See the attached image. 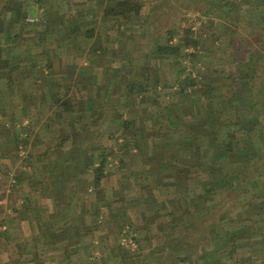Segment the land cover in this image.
<instances>
[{"label":"trees","instance_id":"obj_1","mask_svg":"<svg viewBox=\"0 0 264 264\" xmlns=\"http://www.w3.org/2000/svg\"><path fill=\"white\" fill-rule=\"evenodd\" d=\"M107 1L104 7L107 28L119 19L123 23L140 22L142 0ZM210 1L222 12L242 15L264 38V14L241 9V0ZM28 5L24 0H0L1 94L6 92L8 84H15V75L23 72L22 66L10 61L11 51L7 46L18 40L13 31L15 25L24 28L30 24L26 17L34 14ZM48 14L44 10L42 18H48ZM59 21L63 24L62 19ZM70 23L68 27L74 35L79 28ZM94 30L87 29L86 36L93 37ZM166 34L165 42L159 43L154 51L165 65L158 69L156 77L146 71L143 77L129 78L125 87L116 81V88L108 95V99L117 96L120 88L125 94L124 108L130 106L132 99L140 104L152 100L149 103L153 129L160 135L158 141L164 142L171 152L167 162L176 167L171 179L166 180L170 183L166 191L170 194L178 185L187 190L177 203L171 198L161 201L164 213L170 215L169 226L178 229L179 234L165 238L154 252L173 256L177 264H264V100L257 99L247 87L249 81L254 89L261 85L260 90L264 91V69H259L262 61L256 60V67L245 78L238 71H229L220 73V80H214L211 72L218 70H211L209 66L201 78L200 41L192 26L182 34L169 28ZM101 48L104 50V45ZM32 66H37V60ZM113 77L118 76L115 73ZM21 88L17 85L18 90ZM66 105L63 102L60 106ZM93 105L90 110L94 109ZM120 131L115 142L101 145L95 151L92 141L82 139L44 166L48 174L44 176V183H40V190L52 199L54 215L43 222L41 210L37 212L48 235L57 232L60 236L68 225L93 226L101 215V208L109 207L99 192L93 200V189L97 191L102 186L109 159L119 158L123 164L134 149L144 150L135 121L122 116ZM128 131L134 133L133 138ZM64 143L66 139L45 146L38 155L29 151L28 158L36 156L39 161L57 149L62 150ZM90 170L93 182H89ZM33 173L28 177L33 178ZM31 205L29 201L28 206ZM86 217L90 219L86 221ZM66 235L58 240V248L64 245ZM149 238V235L145 237ZM133 239L140 245L135 236ZM149 258L155 261L154 257Z\"/></svg>","mask_w":264,"mask_h":264},{"label":"crops","instance_id":"obj_2","mask_svg":"<svg viewBox=\"0 0 264 264\" xmlns=\"http://www.w3.org/2000/svg\"><path fill=\"white\" fill-rule=\"evenodd\" d=\"M78 1L79 0H71L69 4H76ZM94 2L96 1H88L87 3L90 5ZM44 3L39 5L42 11L45 10L47 8H45V6L48 5H46L45 1ZM51 3L55 2L51 1L49 4ZM51 6L52 5H49L47 8L49 11ZM75 16L76 15L69 19L72 18L71 20H74L77 18ZM41 21L40 24L29 27V30L26 32L24 31L22 34L16 33V30L13 29L17 35L19 34L18 40L21 39L24 41L26 38H29L24 37L27 35H32V38H36L35 41H38L40 44V52H32V49L29 47V51H17L9 56L10 61L14 63L17 62V64L22 66L24 71H33V74H38L39 72V74L36 75V77H39L37 84H34V81L26 79V92H30L20 95H18L19 92L17 88H14L15 91H17V94H15V92H12L14 91L13 87L8 85L11 96L8 94L7 96L1 95V98H3L0 99V106L2 107L10 103V105L12 104L13 107L16 108H27V112L30 113V116L26 114V116L20 118L17 115L5 119L4 124H6L8 128L2 129L3 132L1 131L0 133V136H2V133H5L4 139L9 141L10 148L16 146L17 143L20 142L19 147L15 149L16 153H13L11 149H8L7 153H0V156L1 154L3 156L2 164L3 160H6V163H8L7 161L11 162L8 160L10 158H12L11 163L14 164V159H17V156L21 159L16 160V163L20 165L17 173H12L13 170L6 171L1 168L2 164L0 165V221H2L0 222V264H107L104 257L101 255V241L95 240L94 235L99 232L100 223L103 222L106 216L103 214L104 211L112 210L116 213V216H125L127 215L126 205L128 207L129 203H139L143 206L141 213L145 225L142 227H136L134 225L133 229L130 226L128 228L135 234L136 239L140 237L139 241L141 246L138 243L140 248H138V253L141 252L146 256L144 258V255L140 256L142 257L141 260L132 258L125 262L123 261V264H177L176 261L172 260L173 256L161 255L154 251L162 246L164 240H166L165 238L177 236L179 234L178 229H172L169 226L168 220L170 219V215L164 213V206L161 201H163L164 198H171L174 203H177L178 199L184 196L187 190L185 186L178 185L172 193L169 194L167 192L168 190L166 191V187L168 188L170 184L166 183V180L171 179L170 177L174 174L176 167L167 162L171 152L167 150L164 142L158 141L160 135L157 133L158 131L156 132L153 129L155 124H153L154 119L150 112L152 108L150 103L152 100L147 99L145 103L142 102L140 104L132 99L130 106L124 108V96L120 97V99L110 96L108 99V95H111L109 93H112L111 91H114L113 89L116 88L114 84L117 79L113 77V73L117 72V70H115L117 68L113 71V67V73H109V76H107V73L104 74L101 70L96 68V66H98L97 64L91 65L90 63L96 62L102 53L96 49H94V52H96L95 54H97L96 57H98V59H89L88 62L84 61L83 67H79L80 65L78 66V63H76L74 67H71V65L67 66L65 60L69 61V57H79V59H82V57H91L92 54H84L89 51L91 45L79 48L80 44L76 45L74 42L77 38L61 30V22H56L55 24V22L51 21L48 23L45 17ZM50 23H52V28L57 30V32L52 30V28L50 30L48 26ZM104 23L107 26L108 22L106 19ZM13 28H15V26ZM45 29L49 31L44 32ZM114 34L109 37V41L111 39H116L117 36ZM32 38L30 40L31 42ZM106 38L108 37L106 36ZM85 40L87 41V39ZM46 44H48V46ZM72 45L74 47L77 46V49L79 48L81 52L78 54L74 50L70 51ZM105 48L107 47L105 46ZM50 53L53 54L54 58L50 56ZM45 55H47V57H42ZM34 60H37V66L35 67L32 66ZM57 60H60V62H57ZM68 61L67 63L69 65ZM48 65L52 67L48 68ZM65 65L67 67L66 71L61 70ZM76 68H78V71L73 73ZM110 74L112 75L110 76ZM110 100L122 101L121 104L124 110L121 108V114L117 117L115 111H112L109 115H107L106 112H102V109H105L106 104L110 102ZM63 102H67L66 107L60 106ZM91 103L94 104L93 110H90ZM122 116L123 119L135 121L139 130V136L144 142V150L140 152L134 149L126 156V158L129 157V160L132 158L129 167L128 164H126V170L129 172L130 176L124 173L126 176L124 179L126 181H124L122 185H118L120 191L115 190L114 187H109V183H102V186L97 189H100L103 194L105 192V194L102 195L104 201L107 202L109 206H119H114L109 209L103 206L101 208V215L98 220H95L93 226L90 224H88V226L79 227L68 225L60 236L57 235V232L55 235H48L42 223L51 219V216L54 215V204L52 199L45 197L42 190H40V194L42 195L38 196V198L31 195L30 191L23 197L20 195L13 196L12 194L17 188L25 185L23 182L33 180L36 185L35 188L38 187L35 190L36 192L34 195H36L37 191L40 189V183H44V176L48 174V169H45L44 166H47L48 162L56 157L59 152V154H61V151L69 150L80 140L85 139L92 141V149L95 151L98 150L101 145H107V141L117 138L121 132L120 126ZM12 122L14 123V128H17L16 132L14 130L9 132L10 128L13 126L10 127ZM72 124L76 125V128H74ZM16 125L18 127H16ZM36 126L37 128H35ZM126 133H128L130 137H134L132 131ZM64 139H66V145L68 146L62 147V150L57 149L56 153L50 154L39 161L36 160L38 170L34 171L32 164L27 160L29 159L28 155H30L29 151H32V154L38 155L44 151L45 146L54 145L57 143L54 142L55 140H60L61 142ZM38 140H43L44 142L39 143ZM155 142H157V144H155ZM126 158L125 162H127ZM118 171L120 170L118 169L117 172ZM32 172L35 173V176L29 178L28 175L32 174ZM43 172H45V175H42ZM122 173L123 172L120 173V176ZM90 180L89 178V182ZM107 187L110 188L109 192L114 194V198L112 197L113 199L108 195ZM93 191L94 193L96 192L94 189ZM105 195H108V197ZM10 197L16 198V203L20 202L21 204L20 207L11 206ZM95 198H97L96 193L93 200H95ZM155 199L158 201L155 202ZM29 201L32 202L31 206H28ZM38 209L41 210L44 216V219L41 218L43 222L38 220ZM87 217L85 218L86 221L90 219ZM106 219L107 222H112L110 218L106 217ZM65 235L67 238L63 240V243L66 249L64 245L58 248V240H62ZM147 235L150 236L149 239H145ZM83 250L87 253V255H85L87 257L86 259H84L85 256L82 255ZM151 256L154 257L152 258L155 260L154 262L149 258ZM113 264H120V261L115 260Z\"/></svg>","mask_w":264,"mask_h":264},{"label":"rangeland","instance_id":"obj_3","mask_svg":"<svg viewBox=\"0 0 264 264\" xmlns=\"http://www.w3.org/2000/svg\"><path fill=\"white\" fill-rule=\"evenodd\" d=\"M29 4V9L34 14L33 16L28 15L26 18H35L38 19L35 22H30V24H26L24 28H21L20 25H15L16 33L22 34L24 31H28L29 27L36 26L40 24L42 21V16L44 14V10H40L39 5L46 2L45 8L49 5H52L50 7V11L46 8V13L48 14V18L46 20L49 22H61L60 19L63 20L62 29L66 33H70L76 41V45H79V48L85 47L87 45H91L89 48V51H87L84 54H92L91 57H82V59L69 57V61L65 60L67 66L74 67L76 63H78L79 67H83V62L90 59H98L96 50L101 51V56L99 59L94 62L90 63L91 65L97 64L96 68L98 70H101L104 74L107 73V76H109V73L112 72L115 68L117 70V83L120 85V87H125L126 81L130 79H137L139 77H143L146 71H148L153 77H156L158 69L164 68V62L160 60V58L154 54L155 48L159 43L165 42V39L167 37V30L169 28L176 29L178 33H183L185 29L192 26V29L196 36H198L200 44H199V54L200 56V71H201V78L205 77L206 69L209 66L211 70L217 69L218 72L212 71V78L214 80H220L222 72H235L238 71L243 78L246 77V73L248 71H252L253 68H255V61H262L259 64V69H264V67H261L262 64L264 65V38L263 35L260 32H257L255 28H251V24L243 18L242 15L239 14H229L228 12H222L218 9L217 6L214 5L213 2L210 0H142L143 2V9L142 14L140 17V22L136 23H123V20H118V22L115 23L113 27L110 29L107 28L106 24L104 23V20L106 17L104 16V7L107 5L108 1L106 0H79L76 2V4H69L71 0H51L55 3L49 4L51 1L49 0H24ZM32 1V2H31ZM88 1H96L94 3H91L88 5ZM32 3V4H30ZM45 4V3H44ZM242 7L241 9L248 11L249 13H260L261 15L264 14V0H241L239 3ZM1 7V6H0ZM221 16H219V14ZM76 15L74 20L69 19L70 17H73ZM33 18V19H34ZM27 19V22H29ZM52 19V20H51ZM74 23V25L79 28L78 32L75 31L74 35L70 31V28L68 27V24ZM70 23V24H71ZM49 28L51 30L52 23H50ZM67 26V27H66ZM48 28V29H49ZM94 28V36L88 37L86 36L87 29ZM23 30V31H22ZM42 30V29H41ZM55 32L54 28H52ZM14 31V30H13ZM49 30L45 29L44 32H47ZM63 32V33H64ZM49 33V32H48ZM115 33V34H114ZM101 34V36H100ZM116 35V39L108 40L110 36ZM19 35V34H18ZM106 36L108 38H106ZM24 37L26 38L24 41L17 40V42H10L7 48L11 51L9 55L14 54L17 51H27L28 48L32 49L31 51H38L40 52V44L38 41H35L36 38H32V35H27ZM32 38V42L30 41ZM106 38V39H105ZM18 39V38H17ZM87 39V41L85 40ZM89 39V42H88ZM101 42V43H100ZM19 45H18V44ZM48 46V44H46ZM102 45H104V50L101 48ZM105 46L107 48H105ZM79 48L77 49V46L74 47L73 45L70 47V51L74 50L79 54ZM109 48V50H108ZM113 48V49H111ZM29 51V50H28ZM85 52V51H84ZM85 55V56H86ZM99 55V54H98ZM50 56L53 57V54L50 53ZM49 56V57H50ZM47 57V55L42 56ZM54 58V57H53ZM245 59V60H244ZM55 60V59H54ZM69 62V65L67 63ZM243 61V62H241ZM57 62H60V60H57ZM240 62V63H239ZM17 63V62H16ZM65 64V63H64ZM89 65V63H88ZM90 65V66H91ZM237 65V66H236ZM77 66V67H78ZM78 67V68H79ZM78 68L74 70L78 71ZM67 67H65L61 70L66 71ZM50 70V69H49ZM97 70V71H98ZM22 74L15 75V78L17 77V81L15 84H13L11 87H13L12 92H15V89L17 88V85L19 87H22L18 90V95L20 94H27V87L25 86L26 79L29 81H34V84H37L39 77H36V75L39 74H33V71L26 72L22 70ZM110 71V72H109ZM18 72V71H17ZM54 73V71H53ZM33 74V76H32ZM59 74V73H58ZM112 74H110L111 76ZM115 73H113V76ZM26 77V79L24 78ZM45 79V78H44ZM27 80V81H28ZM204 80V79H203ZM36 81V82H35ZM243 81H247L246 79H243ZM260 84V82L258 83ZM257 84V85H258ZM246 85V84H245ZM261 85H259V88H253L252 85L247 82V87L250 92H253L255 97L261 101L264 100V91L260 90ZM6 88V87H5ZM15 88V89H14ZM9 87L5 90L6 92L1 95L11 96V93L9 92ZM11 89V88H10ZM118 89L117 96H115L117 99H120L122 95L125 94L122 93L120 88ZM21 90V91H20ZM11 91V90H10ZM124 98V97H123ZM3 102V101H2ZM1 103V102H0ZM112 107H111V105ZM106 104L105 109H102V112H106L107 115L111 114L112 111H115L116 117L121 114L122 111V101H115L110 102ZM111 107V108H110ZM122 108V109H121ZM111 109V110H110ZM104 110V111H103ZM124 110V109H123ZM114 113V114H115ZM30 116V113L27 112V108L24 109L22 107L16 108L13 107V105L9 103L5 104V106H0V133L3 132L4 129L8 128L6 127V124H4L5 119H9L11 116H19L20 118L23 116ZM115 118V117H114ZM14 122V121H13ZM10 124V131L14 130L17 131L14 128V123ZM7 123V121H6ZM16 127H18L16 125ZM34 127V126H32ZM37 128V126L35 127ZM3 129V130H2ZM4 134L2 133L0 136V153H7L8 149L13 150V153H16V146L9 147L10 143L9 141H6L4 139ZM6 141V142H5ZM54 142H60V140H55ZM115 142V139H112L111 141H107V143L112 144ZM65 145L63 147H66L67 143H64ZM10 150V151H11ZM15 150V151H14ZM10 154V153H9ZM120 153H117L119 155ZM24 155V154H23ZM2 154L0 156V165L2 164ZM17 159L21 160L18 156ZM17 159H14V164L12 162V158L8 159L11 162L6 160H3V164L1 168H3L6 171H12L17 173L19 171V164L16 163ZM127 162L120 163L119 158H110L109 159V165L106 169V176L103 179L102 183L108 184L109 187H114L115 190L118 189V185H122L124 181H126L124 178L126 175H129V172L126 170V164L131 163L132 158L129 157L126 158ZM30 161V164H32V168L35 170L37 169V157L34 156L32 159H27ZM38 161V160H37ZM120 170L122 175L120 176V171L117 172V170ZM40 170V168H39ZM11 173V172H10ZM11 173V175H12ZM14 173V174H15ZM130 176V175H129ZM92 172H89L88 178H90V182H93L92 179ZM25 185H23L20 188H17V190L12 194L13 196H24L26 193L30 191L31 195L40 196V189L36 195L35 190L38 188H35L34 181H27L23 182ZM126 183V182H125ZM28 186V187H27ZM104 187V184H103ZM107 187L108 195L111 196L110 198H114V194L110 193V188ZM96 192H99L103 194V192L97 190ZM95 192V193H96ZM105 194V192H104ZM103 194V195H104ZM108 195H105L108 197ZM113 197V198H112ZM21 198V197H20ZM11 206H19L20 202L16 203V198H11ZM47 202V200H46ZM119 206V205H113ZM125 206V205H123ZM112 205L108 207L111 208ZM112 207V208H113ZM142 205L139 203L134 204H128V207L126 205V214L125 216H116V213L111 211H104V215H106L103 219V222L100 223V229L98 233H95L94 237L95 240L101 241V255L104 257V260L107 264H113L115 260H119L120 264H123V261H127L129 259H135V260H141L144 254L139 252L140 249L138 247V243L135 239H133V236L135 234L132 232L129 226L133 229V226L136 227L144 226L145 222L142 220ZM107 218H110L112 222H107ZM121 218V219H120ZM2 222V221H0ZM106 222V224H105ZM132 225V226H131ZM132 233V234H131ZM134 234V235H133ZM140 238V237H139ZM138 238V240H139ZM139 248V249H138ZM145 248V247H144ZM146 250V248H145ZM83 256L87 255V253L83 250ZM146 255L143 256V258ZM124 257V258H123ZM84 258V257H83ZM87 257L85 256L84 259Z\"/></svg>","mask_w":264,"mask_h":264},{"label":"built area","instance_id":"obj_4","mask_svg":"<svg viewBox=\"0 0 264 264\" xmlns=\"http://www.w3.org/2000/svg\"><path fill=\"white\" fill-rule=\"evenodd\" d=\"M36 20H38V19H33V18L28 19L29 22H35Z\"/></svg>","mask_w":264,"mask_h":264}]
</instances>
